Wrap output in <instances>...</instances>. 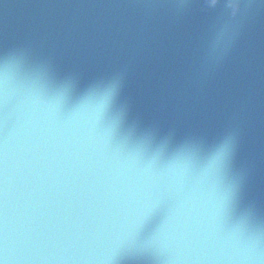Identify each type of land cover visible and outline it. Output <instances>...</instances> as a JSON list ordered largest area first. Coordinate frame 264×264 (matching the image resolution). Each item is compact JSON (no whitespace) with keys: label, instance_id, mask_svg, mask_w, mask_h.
Here are the masks:
<instances>
[{"label":"water","instance_id":"95a60500","mask_svg":"<svg viewBox=\"0 0 264 264\" xmlns=\"http://www.w3.org/2000/svg\"><path fill=\"white\" fill-rule=\"evenodd\" d=\"M233 37L231 59L217 66L216 54ZM9 52L16 54L5 59ZM24 53L50 57L61 71L83 73L84 82L131 62L124 99L141 120L172 132L142 167L138 154L127 159L116 191L124 222L100 236L93 260L230 264L264 253V0H0V137L19 108ZM107 99L101 84L88 107L100 112ZM229 122L239 130L234 171L213 147ZM194 158L193 203L211 216L230 202L234 219L198 244L173 245L187 199L181 182ZM145 207L167 213L160 228L151 231L155 220L146 225L148 234L138 211Z\"/></svg>","mask_w":264,"mask_h":264},{"label":"clouds","instance_id":"9594fccd","mask_svg":"<svg viewBox=\"0 0 264 264\" xmlns=\"http://www.w3.org/2000/svg\"><path fill=\"white\" fill-rule=\"evenodd\" d=\"M239 11L236 3L233 15ZM237 44L233 37L224 45L216 54L217 66L229 62ZM15 54L9 52L5 59ZM132 65L120 63L107 78L84 82L83 73L61 71L50 57L23 54L19 108L11 131L0 137V264H98L90 256L91 248L126 216L116 191L127 159L138 154V168L142 167V161L161 151L172 134L156 121L141 120L124 99ZM101 84L110 93L97 112L88 105ZM238 138L239 130L229 122L213 145L224 152L225 167L231 171ZM198 164L194 158L181 182L187 199L181 200L172 226L173 245L198 244L213 230L228 231L234 219L230 202L211 216L193 203ZM138 211H142L144 234L166 224V211L147 207ZM153 220L154 226L146 232ZM230 264H264V253Z\"/></svg>","mask_w":264,"mask_h":264},{"label":"snow or ice","instance_id":"6c2138e0","mask_svg":"<svg viewBox=\"0 0 264 264\" xmlns=\"http://www.w3.org/2000/svg\"><path fill=\"white\" fill-rule=\"evenodd\" d=\"M109 93H110V90H109V92H108V95H109ZM220 157H221V158H224V152H223V151L220 152Z\"/></svg>","mask_w":264,"mask_h":264}]
</instances>
